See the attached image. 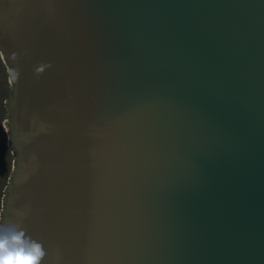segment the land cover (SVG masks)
Segmentation results:
<instances>
[{"label": "water", "instance_id": "1", "mask_svg": "<svg viewBox=\"0 0 264 264\" xmlns=\"http://www.w3.org/2000/svg\"><path fill=\"white\" fill-rule=\"evenodd\" d=\"M0 57V234L40 264H264V0H0Z\"/></svg>", "mask_w": 264, "mask_h": 264}, {"label": "clouds", "instance_id": "2", "mask_svg": "<svg viewBox=\"0 0 264 264\" xmlns=\"http://www.w3.org/2000/svg\"><path fill=\"white\" fill-rule=\"evenodd\" d=\"M44 254L42 246L16 225L0 234V264H40Z\"/></svg>", "mask_w": 264, "mask_h": 264}, {"label": "rangeland", "instance_id": "3", "mask_svg": "<svg viewBox=\"0 0 264 264\" xmlns=\"http://www.w3.org/2000/svg\"><path fill=\"white\" fill-rule=\"evenodd\" d=\"M3 73L0 70V105L3 103L4 100V82H3ZM4 112L5 109L4 107L0 106V121H1V134H2V138H4L3 140H5L6 138V130L7 128L5 127V124H3V119L4 117ZM6 113H7V109H6ZM4 125V127H3ZM8 136V134H7ZM8 139L5 140V145L3 143V147L0 155V223H1V212L3 210V199L5 197L4 192L6 191L8 185H9V179L13 173L12 170V166H13V161L15 159L14 154L12 152V149L10 147V145H8Z\"/></svg>", "mask_w": 264, "mask_h": 264}, {"label": "crops", "instance_id": "4", "mask_svg": "<svg viewBox=\"0 0 264 264\" xmlns=\"http://www.w3.org/2000/svg\"><path fill=\"white\" fill-rule=\"evenodd\" d=\"M0 70L2 71L3 73V82H4V85H5V88H4V100H3V103L0 105L2 107H4L5 109V112H4V117L6 118V100H7V92H8V87L9 85L7 84V78H8V72L6 71V66L4 64V61L1 60V57H0ZM5 118L3 119V124L6 122L5 121ZM1 119V118H0ZM1 121H0V151L2 150V147H3V143L5 145V140H7V133H6V138L5 140H3L4 138H2V134H1ZM4 127V125H3ZM0 155H1V152H0Z\"/></svg>", "mask_w": 264, "mask_h": 264}]
</instances>
